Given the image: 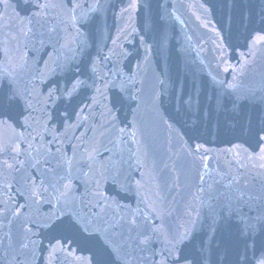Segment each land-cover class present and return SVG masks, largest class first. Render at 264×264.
<instances>
[{
	"label": "water",
	"instance_id": "water-1",
	"mask_svg": "<svg viewBox=\"0 0 264 264\" xmlns=\"http://www.w3.org/2000/svg\"><path fill=\"white\" fill-rule=\"evenodd\" d=\"M52 2L66 4L69 0ZM81 2L92 4L95 0ZM99 4L98 11L89 13L88 21H77L73 27L59 7L46 14L41 11L37 18L24 0H8L7 8L0 4V42L5 33L16 35L12 56L16 57L19 49L29 69H56L57 78L62 75L57 63L84 70L89 58L95 60L105 78L95 81L104 96L98 97L100 103L94 106V119L86 116L85 128L91 125L96 130L88 135L95 134L97 141H103L101 153L104 147L111 148L117 162L123 158L127 172L159 195L157 207L166 208L171 215L166 214L162 224L156 220L158 225L181 232L192 228L191 251L199 254L203 242L208 264H234L236 252L228 239V227L222 222L216 226L213 220L219 219L221 204L233 193L264 195V168L228 164L232 159L229 150L237 143L247 149L246 155L255 147L252 139L241 133L240 121L251 120L255 132L262 117L264 43L254 44V40L264 34V0H99ZM76 15H81L80 10ZM23 31H28L27 37ZM218 54L224 57V64H219ZM4 66L0 56V67ZM225 66L234 71L225 73ZM85 79L89 88L74 103L84 100L91 105L95 78ZM229 83L234 87L226 94ZM109 109L116 131L101 136L102 113ZM235 111L241 116L234 119ZM120 128L125 129L124 142L113 148L109 138L119 136ZM21 131L19 124L10 122V126L0 127V140H13ZM76 142L64 140L61 147L68 157ZM40 143L47 147L45 141ZM197 144L202 145L201 154L194 156ZM20 159L23 164L17 165L18 170L5 173L0 169V200L11 197L9 208L25 205L19 217L13 212L0 215V264H31L29 251L22 247L24 222L29 217L43 219L49 211L48 205H31L20 194L25 178L44 179L46 173L55 182L63 175V161L47 158L49 163H45L43 152ZM137 159L141 167L132 171ZM237 160L243 161V156ZM101 162L108 161L104 158ZM233 178L240 183L229 187ZM128 202L133 208L137 203L134 197Z\"/></svg>",
	"mask_w": 264,
	"mask_h": 264
},
{
	"label": "snow or ice",
	"instance_id": "snow-or-ice-1",
	"mask_svg": "<svg viewBox=\"0 0 264 264\" xmlns=\"http://www.w3.org/2000/svg\"><path fill=\"white\" fill-rule=\"evenodd\" d=\"M24 2L37 18L41 11L46 14L51 8L59 7L64 15L69 16L73 27L77 21H88L89 13L100 7L99 0L92 4H84L81 0H69L66 4H56L52 0ZM0 4L7 8L8 0H0ZM78 10L79 17L76 15ZM28 23H32V18ZM28 31H23L24 37ZM17 39L16 35L5 33V39L0 42V56L5 65L0 67V127H8L12 122L19 124L22 131L13 140H0V169L5 173L18 170L17 165L23 164L20 157L27 155L31 158L33 153L43 152L45 163H49L47 158L63 161V175L55 182L45 173L44 179L34 175L26 177L21 186L20 194L26 196L31 205L49 206L43 219L29 217L24 222L22 247L29 251L31 264L36 261H43V264H208L203 242L199 254L188 247L193 229L181 232L165 230L158 225L156 220H161L162 224L163 217L171 215L166 208L157 207L159 195L152 193L142 179L127 172L125 161L121 157L117 162L111 148L104 147L101 153L103 141H97L95 134L88 135L96 130L91 125L85 128L86 116L93 115L94 106L100 103L98 97L104 96L95 82L105 79L98 72L97 62L89 58L84 70L78 65L57 63L62 74L57 78L56 69H29L28 60L19 49L16 50L18 55L13 57V42ZM255 43H264V34L257 36ZM11 63L15 67H9ZM219 64H224L223 56H219ZM223 71L228 73L234 69L225 66ZM85 77L95 78L91 85L95 89L91 105L84 100L74 103L77 96L89 88ZM233 87V84H227L226 94H230ZM86 108L92 111L86 112ZM261 112L255 132L251 120L240 121L241 133L248 135L255 144L252 154L246 155L247 149L237 143L229 150L232 156L229 165L235 164L242 169L264 168V98L261 99ZM102 115L104 123L99 126V135L106 132L114 135L116 124L109 119L111 109ZM240 116L239 111L233 114L234 119ZM82 128L84 131L80 132ZM119 133L115 139L109 138L113 148L118 142H124L125 129L120 128ZM42 140L47 144L46 148L40 143ZM64 140L77 141L71 157L62 150ZM201 147L197 144L192 155H200ZM204 152H207L206 148ZM240 156L243 161L237 160ZM104 158L108 161L106 164L101 162ZM203 158L205 161L209 159L206 154ZM128 167L131 169V164ZM140 167L137 159L132 171ZM76 181L79 183H74ZM233 183L239 184L240 181L233 178L229 187ZM133 197L137 201L134 208L128 202ZM9 200H0V215L13 212L17 217L21 216L25 205L9 208ZM220 207L219 219L214 218L213 223L218 226L222 222L228 227V239L236 252L234 264H264V195L246 196L245 192L239 191L227 196ZM192 223L194 225L195 221ZM215 231L216 227H213V239Z\"/></svg>",
	"mask_w": 264,
	"mask_h": 264
}]
</instances>
